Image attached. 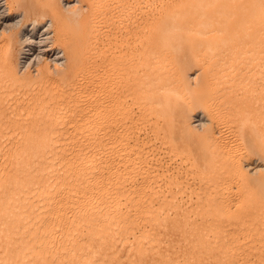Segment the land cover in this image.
I'll list each match as a JSON object with an SVG mask.
<instances>
[{"label":"bare ground","instance_id":"obj_1","mask_svg":"<svg viewBox=\"0 0 264 264\" xmlns=\"http://www.w3.org/2000/svg\"><path fill=\"white\" fill-rule=\"evenodd\" d=\"M105 1L98 0L91 13L83 14L73 26L69 15H80L79 9L63 14L54 0L44 3L48 12L33 19L23 10L18 12L20 8L13 11L9 0H0V85L4 84L3 98L9 106L4 113L20 120L45 113L43 120H36L42 138L24 141L22 147H5L0 155V264H264V239L249 240L260 234L250 220L264 223V178L261 190L248 192L254 212H231L240 196L233 200L220 196L218 206L191 211L199 218L196 224L188 211L164 212L172 200L165 197L161 202L158 189L173 185L175 178L165 177L148 143L150 136L143 132L141 137L152 115L162 119L165 135L177 132L183 140H192L191 105L176 102L188 88L189 63L201 66L212 86L239 71L241 54L259 53L264 77V0H114L109 8ZM136 6L141 13L146 6L151 10L136 25L138 32L137 19L127 24ZM101 31L106 39L98 41ZM115 31L126 34L122 37ZM134 37L143 38L138 50L132 45ZM123 46L128 49L123 51ZM145 62L148 69L138 73ZM243 79L240 84L247 85ZM196 95V102L212 113L218 125L223 124V115L213 110L216 100L207 98L203 89ZM261 99L263 106L247 111L257 115L264 110ZM157 127L148 128L149 132ZM222 137H214L213 144L228 162L229 180L221 186L230 190L236 179L245 178L237 165L242 152ZM204 163L209 174L214 165L211 160Z\"/></svg>","mask_w":264,"mask_h":264},{"label":"rangeland","instance_id":"obj_2","mask_svg":"<svg viewBox=\"0 0 264 264\" xmlns=\"http://www.w3.org/2000/svg\"><path fill=\"white\" fill-rule=\"evenodd\" d=\"M12 1V2H11ZM37 2V5H36V3L35 2ZM43 3H42V2ZM45 0H32L31 2H30V0H9V2H10V6L12 7V9H13V11H16L17 9H19V10H17L18 12L19 11H25L26 13H27V17L28 18H30V19H33V18H35L36 16H37V14H41V13H43V12H48L47 10L46 11H44L45 9L44 8H42L43 6H45L44 5V3L46 4L49 0H46V2H44ZM55 1V3H57L56 5H57V8L59 9V10H62V13L63 14H65V12L66 13H68V12H71V11H73V9H79V12L78 13H80V15H69V19H70V21H72V24L71 25H73V24H75V23H77V21H80L81 19H82V17L85 15H88V14H90L91 13V9H93V8H95L96 7V5H97V3H98V0H54ZM57 1V2H56ZM67 1H71V2H67ZM75 1H77L76 3L77 4H75L74 5V3H75ZM108 0H106L105 2H106V5H107V7L109 8V6L111 7L113 4H109V3H113V1L114 0H109L108 2H107ZM111 1V2H110ZM62 2V3H61ZM74 2V3H73ZM40 3V4H39ZM42 3V4H41ZM54 3V4H55ZM65 4H70V5H73L72 7L70 6V8L68 7L67 9H63V8H66L64 5ZM31 5V6H30ZM35 5V6H34ZM59 5V6H58ZM14 6V7H13ZM40 6V7H39ZM62 7V9H61V7ZM67 6V5H66ZM82 6V7H81ZM39 7V8H38ZM77 7V8H76ZM141 7L142 8H144V4H141ZM137 9V10H136ZM139 8L136 6L135 8H134V11H133V15H132V17H130L129 18V20H128V22H127V24H129L130 23V21H132L133 20V22L135 21V23H134V29L138 32V27H136V25H138V22H143L144 21V18H146V16L148 17V16H150L149 14H150V12H151V10L149 9V8H147V6L145 7V9L146 10H148V11H146L145 9L143 10V12L141 13L139 10H138ZM64 10V11H63ZM29 11V12H28ZM82 11V12H81ZM88 11V12H87ZM149 13V14H148ZM84 14V15H83ZM144 14H146V15H144ZM138 15V16H137ZM66 16H67V14H66ZM75 16V17H74ZM76 16H78V17H76ZM82 16V17H81ZM137 16V17H136ZM143 18H142V17ZM74 17V18H73ZM80 18V19H79ZM142 18V19H141ZM77 19H79V20H77ZM131 19V20H130ZM139 19V20H138ZM77 20V21H76ZM74 21H76V22H74ZM70 22H68V24H69ZM133 24V23H132ZM73 26H76V24L75 25H73ZM72 27V26H71ZM29 27H27V29H28ZM112 31V29L108 32V34L110 33ZM18 33V31H14L13 33ZM115 32H117L118 33V35L119 36H124L126 33H122V34H120V32L119 31H115ZM126 32V31H125ZM104 35V33H102V31L100 32V34H98V38H97V40L98 41H103V40H105L106 39V36H103ZM100 36V37H99ZM100 38V39H99ZM102 38V39H101ZM142 40H143V38H142ZM142 40H135V37L133 38V41H134V43H132V42H130V44L132 43V45L134 46V45H136L135 47H136V49L138 50V49H140L143 45H144V42L142 41ZM244 41H246V40H244ZM139 44V45H138ZM141 45V46H140ZM124 47H126V48H124ZM122 49H123V51H125L126 49H128V47L127 46H123L122 47ZM224 54L226 53V52H223ZM222 53V54H223ZM249 54H251V53H248V54H241L240 56H241V59H240V62H242V68L240 67L239 68V71L236 73V74H232V75H228V77L227 76H225L222 80H218V82H216V84H214V85H212V86H208V84H207V81H206V78H205V70L203 71V69H201L202 67L200 66H197L196 64H188L187 65V67L185 68V78H186V85L188 86V88L186 89V90H184L183 91V93H182V95L179 97L180 99H176V102L177 103H180L181 101L183 102V101H185V103H187V104H190L191 105V107L189 108L190 110H189V114L188 115H190L189 116V126H190V128L192 129V131H193V133H194V135H193V138H192V140H189V141H187V140H183L182 139V136H181V134L180 133H175L174 131V134L172 133V132H169L170 134H168V135H165L164 133H163V122H162V119L161 118H159V117H156L155 118V116H152L151 115V117L149 116L147 119H149V120H147V123H146V125H145V127H144V130L145 131H142L141 132V134L143 133V132H145L146 134H148L150 137H149V142L148 143H150L151 144V148L153 149V151H154V154L155 155H157V157H158V159H159V162H160V165L162 166V169L163 170H165L166 171V176L165 177H168V178H170L169 180H174V178H175V181H174V184L172 185H167L166 187H163L162 186V188H160V190L158 189V193H157V197H158V195H159V199H160V201L162 202L163 200H161V199H165V197H166V199H168V200H172V204L170 203V202H168L165 206L166 207H164V209H165V211L164 212H167L168 213V211L169 212H171L172 210L174 211V212H176V213H178V214H183L182 212L184 211V213L186 212V211H188L189 212V214L191 215V221H194V222H196V224H200V221H199V218H197V217H194V215H192V213H191V211H194V210H201V208L202 209H204L205 207L204 206H206V207H208V205H209V207L210 206H214L215 204H216V206H218V203L220 202V201H218V199L219 200H221L220 198H222V199H224V198H228V196H230L231 198H232V200L233 199H236V198H238L239 196H240V198H239V205H237L236 207H232V205H231V207H232V209H231V212H235V210L237 211V213H240V212H248V211H250V210H252L253 212L255 211L254 209H255V206H252V204L254 205V203H251V202H249V201H252L250 198L248 199V197H249V193L248 192H250L251 190H253V191H256L257 189L258 190H261V181L263 180V178H264V171H262V170H264V141L262 142V141H260V140H264V119H262V118H264V110H262V111H257L258 113H257V115H255L256 113H249L247 110L249 109V108H254L255 109V107H259L260 105H262L263 106V101H262V97H264V77H263V75H262V67H261V65H260V62H261V59H260V55H259V53H255L254 54V56L251 54L250 56L252 57H250L249 56ZM179 55H181V53L179 54ZM178 55V56H179ZM256 55V56H255ZM243 56V57H242ZM247 57V59H245L246 57ZM249 56V57H248ZM180 57V56H179ZM243 58H244V60H243ZM140 59V58H139ZM138 59V60H139ZM138 60H135V63H137L136 61H138ZM141 60V59H140ZM244 61H245V63H244ZM247 61V62H246ZM140 62H142V61H140ZM253 62V63H252ZM196 65V66H195ZM252 65V66H251ZM257 65V66H256ZM260 65V66H259ZM245 66V67H244ZM249 66V67H248ZM255 66V67H254ZM136 67H137V64H136ZM146 67V68H145ZM145 67H140L139 68V71H138V73H142L145 69H148V66H146V62H145ZM251 67L253 68V69H251ZM259 67V68H258ZM143 68V69H142ZM191 68V69H190ZM249 68V69H248ZM136 69H138V67L136 68ZM143 71H142V70ZM242 69H246L247 71H249V75L248 74H244V70H242ZM252 70V72L253 73H251L250 71ZM258 70V71H257ZM141 71V72H140ZM194 71V72H193ZM197 71V72H196ZM17 72H18V74H20L19 73V71L17 70ZM198 73L200 74V76L198 75ZM187 74V75H186ZM239 74V75H238ZM256 74V75H255ZM194 75V76H193ZM254 75V76H253ZM195 76H197V77H195ZM237 76V77H236ZM244 76V77H243ZM253 76V77H252ZM191 77V78H190ZM193 77V78H192ZM244 79H243V78ZM251 77V78H250ZM191 80H190V79ZM196 79V81H197V83L195 82V79ZM197 78H199V79H197ZM249 78V79H248ZM260 78V79H259ZM201 79H203L204 81H201ZM228 79V80H227ZM242 79L243 80H247V85L245 84V85H242V84H240V82L239 81H242ZM253 80V82H252V80ZM199 80V81H198ZM231 82H230V81ZM249 80V81H248ZM201 81V82H200ZM258 81V82H257ZM194 82V83H193ZM198 82H199V84H198ZM235 82V83H234ZM200 83H202L201 84V87L199 86V88H198V85H200ZM234 83V85H231V84H233ZM223 84V85H222ZM227 84V85H226ZM4 85V84H3ZM3 85H0V102H2V103H0V110L3 112H1L0 111V113H1V115H0V119H2V120H0V155H1V153L3 152V149L5 148V147H22V145L24 144V143H27V142H29V141H33L34 142V140H37V138L38 139H40V138H42V136L40 135V131H41V129L39 130L38 128L39 127H37L36 125L37 124H39V123H36L37 121L36 120H39L41 117H42V120L44 119V112L42 111L41 112V114L39 113V114H33V115H30V116H23V117H21V120H20V118H15V117H12L11 115H9V114H7V113H4L5 111L6 112H8L9 111V109H8V103H7V101H5V99L3 98ZM224 85H226V86H224ZM230 85V86H229ZM238 85H239V87H238ZM206 86H207V88H206ZM222 86V87H221ZM241 86V87H240ZM257 86V87H256ZM263 86V87H262ZM196 87V88H195ZM208 87H209V89H208ZM228 87V88H227ZM246 87H248V88H246ZM258 87H259V90H260V93L258 92L259 90H257L258 89ZM192 88V89H191ZM214 88H216V89H214ZM220 90H219V89ZM226 88V89H225ZM263 88V89H262ZM197 90V91H194V90ZM201 89H203V91L206 93V96H207V98L209 97V99H213V101L212 102H214L215 100V102L213 103V110H214V112H217V110H218V112L220 113V114H222L223 115V124H221L222 125V127H221V125H218L217 124V122H216V120L214 119V117L212 116V113H210L209 111H208V109L207 108H204V105L201 103V104H198L197 102H196V93L197 92H199V90H201ZM207 89V90H206ZM236 89V90H235ZM246 91H245V90ZM253 89V90H252ZM254 89H256V90H254ZM230 90V91H229ZM211 91V93H209ZM215 91V92H214ZM253 91V92H252ZM186 92V93H185ZM225 92V93H224ZM241 92V93H240ZM189 93H191V97L188 95ZM249 93V94H248ZM253 93H254V97H253ZM241 94V95H240ZM247 94V95H246ZM261 94V95H260ZM215 95V96H214ZM238 95V96H237ZM240 95V96H239ZM250 95V96H249ZM252 95V96H251ZM2 96V97H1ZM214 96V97H213ZM226 96H228V97H226ZM235 96V97H234ZM259 96V97H258ZM212 97V98H211ZM232 97V98H231ZM233 97H234V99H233ZM189 98H191V100L189 99ZM236 98V99H235ZM2 99V100H1ZM182 99V100H181ZM184 99V100H183ZM186 99V100H185ZM229 99H230V102H229ZM256 100V102L255 101H253V100ZM260 99H261V102H260ZM218 100V101H217ZM224 100V102L222 103V101ZM238 100V101H237ZM240 100H242V102L240 101ZM187 101V102H186ZM190 101H191V103H190ZM233 101H236V103L235 102H233ZM250 101V102H249ZM259 102V103H258ZM217 103V104H216ZM234 103V104H233ZM253 103H254V105H253ZM216 106H215V105ZM247 106H246V105ZM248 104H249V106H248ZM258 104V105H257ZM4 105H5V107H4ZM229 105V106H228ZM230 105L232 106V108L230 107ZM252 105V106H251ZM235 106H237V107H235ZM241 106V107H240ZM244 106V107H243ZM215 108L217 109V110H215ZM241 108H242V110H241ZM8 109V110H7ZM232 109V110H231ZM246 109V110H245ZM235 110V111H234ZM191 111V112H190ZM193 111V112H192ZM201 111V112H200ZM209 113H208V112ZM222 111V112H221ZM225 113H224V112ZM229 111V112H228ZM232 111V112H231ZM205 114V115H203V113ZM213 112V111H212ZM217 112V113H218ZM245 112V113H244ZM260 112H262V113H260ZM2 114H4V116L2 115ZM197 114V115H196ZM211 114V115H210ZM236 114H237V116H236ZM39 115H40V117H39ZM193 115V116H192ZM235 115V116H234ZM244 115V116H243ZM246 115H250L249 117L248 116H246ZM6 116V117H5ZM205 116H206V118H205ZM37 117V118H36ZM212 117V118H211ZM238 117V118H237ZM242 117H243V120H242ZM244 117H247V118H244ZM252 117H254V119L252 118ZM12 118V119H11ZM33 118V119H32ZM152 118V119H151ZM157 118H159V119H157ZM192 118V119H191ZM233 120H232V119ZM235 118V119H234ZM29 119V120H28ZM151 119V120H150ZM205 119V120H204ZM237 119V120H236ZM248 119H250V120H248ZM7 120V121H6ZM16 120V121H15ZM27 120V121H26ZM42 120L40 121V122H42ZM155 120V121H154ZM191 120V121H190ZM195 120H198V124L199 125H201L200 127L197 125V124H195L194 123V121ZM201 120V121H200ZM203 120V121H202ZM208 120V121H207ZM209 120H211L212 121V123H210L211 121H209ZM213 120H214V122H213ZM160 121V122H159ZM193 121V122H192ZM246 121H247V123H248V125H247V123H246ZM254 121H256V123H253ZM28 122V123H27ZM30 122V123H29ZM34 122V123H33ZM151 122V123H150ZM155 122L157 123V124H155ZM201 122V123H200ZM203 122V123H202ZM239 122V123H238ZM250 122V123H249ZM153 123V124H152ZM190 123H192V124H190ZM206 123H208V124H206ZM232 123V124H231ZM234 123V124H233ZM237 123V124H236ZM241 123V124H240ZM18 124V125H17ZM217 126H215V125ZM242 124H243V126H242ZM246 124V125H245ZM250 124V125H249ZM260 124V125H259ZM21 125H23V126H21ZM26 125V126H25ZM31 125V126H30ZM148 125V126H147ZM150 125V126H149ZM153 125V126H152ZM159 126V127H157V126ZM195 125V126H194ZM205 125V126H204ZM208 125H209V128H208ZM210 125H212V126H210ZM214 125V126H213ZM223 125H225L224 127H223ZM234 125V126H233ZM235 125L236 126H239V127H235ZM255 126L254 127V129H253V126ZM262 125V126H261ZM12 126H14V127H12ZM20 126V127H19ZM29 126V129L27 128ZM192 126H193V128H192ZM203 126V127H202ZM233 128H231V127ZM246 126V127H245ZM250 126V127H249ZM153 127H157V129L155 130V132L154 133H152V132H149L150 130L149 129H151V128H153ZM197 129H196V128ZM243 127V128H242ZM251 128V129H253V130H251V129H249V128ZM259 127V129H257ZM19 128V129H18ZM21 128H22V130H21ZM36 128V129H35ZM149 128V129H148ZM211 128V129H210ZM214 128V129H213ZM5 129V130H4ZM33 129V130H32ZM196 129V130H195ZM205 129V130H204ZM208 129H210L211 131H209ZM228 129V130H227ZM231 129V130H230ZM247 129H249V130H247ZM256 129V130H255ZM20 130H21V132H20ZM32 130V131H31ZM37 130V131H36ZM174 130V129H173ZM216 130V131H215ZM237 130V131H236ZM244 130H245V132H244ZM2 131H3V133H2ZM14 131H15V133H14ZM215 131V132H214ZM219 131V132H218ZM228 133H227V132ZM230 131V132H229ZM249 131H250V133H254L255 131V133L252 135L251 134V136H250V133H249ZM254 131V132H253ZM23 132V133H22ZM26 134H25V133ZM27 132H28V134H27ZM37 132V133H36ZM209 132V133H208ZM214 132V133H213ZM216 132H218V133H216ZM240 132V133H239ZM241 132H243V135H245L246 134V136H243V135H241L242 133ZM2 133V134H1ZM14 133V134H13ZM32 133H34V134H32ZM150 133V134H149ZM158 133H159V136H158ZM160 133H161V135H160ZM224 133V134H223ZM257 133V134H256ZM4 134V135H3ZM39 134V135H38ZM157 134V135H156ZM195 134H197V136L195 135ZM216 134H217V136L219 137V136H223L222 138H223V140L225 141H227V143L229 144V145H231L232 146V144H233V147L234 148H238L239 149V151H240V149H241V151L240 152H242L241 153V157H245L244 159L243 158H241L240 157V159H242V160H240V159H238L239 161H237V165H238V167L241 169V170H243V172L245 173V178L243 179V180H240V181H238L237 179L231 184V186L233 185V188L232 189H230V190H226L225 188L223 189V186H221V184L223 183V182H227L228 180H229V178H227L228 176H230V174H229V170H230V168L228 167V162H226L225 160H224V157L222 156V152H221V150H219V148L216 146V145H214L213 143V138L215 137V138H218L217 136H216ZM235 134V135H234ZM249 134V136H247ZM260 134V135H259ZM28 135V136H27ZM38 135V136H37ZM210 135H212L213 137H212V139H211V137H208V136H210ZM230 135V136H229ZM233 135H234V137H233ZM240 135V136H239ZM255 135H257L258 137H260V138H258L257 136H255ZM262 135V136H261ZM25 136V137H24ZM154 136V137H153ZM162 136V137H161ZM13 137V138H12ZM28 137V138H27ZM141 137H144V134H142L141 135ZM158 137V138H157ZM206 137V138H205ZM230 137V138H229ZM232 137V138H231ZM236 137V138H235ZM241 137V138H240ZM247 137V138H246ZM249 137V138H248ZM250 137H252V138H250ZM253 137L255 138V137H257V138H255V139H253ZM25 138H26V140H25ZM32 138V139H31ZM154 138V139H153ZM170 138V139H169ZM235 138V139H234ZM239 138V139H238ZM246 138V139H245ZM10 139V140H9ZM15 140V142H14V140ZM29 139V140H28ZM151 139V140H150ZM158 139V140H157ZM168 139V140H167ZM177 139V140H176ZM196 139V140H195ZM207 139V140H206ZM232 139V140H231ZM242 139V140H241ZM248 139H253L252 140V142H250ZM258 141H257V140ZM28 140V141H27ZM153 140V141H152ZM257 141V143H256V141ZM18 141V142H17ZM24 141H26V142H24ZM171 141V142H170ZM229 141H230V143H229ZM239 144V146L238 145H236L237 143ZM253 141H254V143H253ZM3 142V143H2ZM8 142H9V145H8ZM24 142V143H23ZM154 142H155V145H154ZM197 142V143H196ZM232 142H234V143H232ZM262 144V145H260V143ZM159 143V144H158ZM162 143V144H161ZM236 143V144H235ZM242 143V144H241ZM243 143H244V145H243ZM22 144V145H21ZM169 144V145H168ZM209 146H208V145ZM7 145V146H6ZM13 145V146H12ZM153 145V146H152ZM158 145V146H157ZM167 145H168V147H167ZM210 145H211V148L209 149V150H207L209 147H210ZM253 145H255L254 146V148H252L253 147ZM261 146L260 148H262L261 150H260V148H259V146ZM172 146V148L170 149V147ZM257 146V147H256ZM154 147V148H153ZM157 147V148H156ZM244 147H245V149H244ZM164 148V149H163ZM167 148H168V150H167ZM203 148V149H202ZM218 148V149H217ZM259 148V149H258ZM6 149V148H5ZM157 149V150H156ZM175 149V150H174ZM215 149V150H214ZM255 149V150H254ZM258 150V152H259V154L256 152L257 150ZM213 150V151H212ZM219 152L218 154H217V151ZM253 150V151H252ZM158 151V152H157ZM162 151V152H161ZM174 151L176 152V153H174ZM182 151V152H181ZM262 151H263V153H262ZM247 152V153H246ZM251 152H253V153H251ZM256 152V153H255ZM170 153V154H169ZM186 153L188 154V155H186ZM164 154V155H163ZM166 154H167V156H166ZM175 155V156H173V155ZM215 154V155H214ZM261 154V155H260ZM181 157H179V156ZM184 155H185V157H184ZM189 155H191V156H189ZM215 157H213V156ZM220 155V156H219ZM244 155V156H243ZM260 155V156H259ZM162 156V157H161ZM179 158H178V157ZM212 156V157H211ZM203 157V158H202ZM219 157V158H218ZM260 157H262V158H260ZM167 158V159H166ZM221 158V159H220ZM165 159V160H164ZM184 159V160H183ZM186 159V160H185ZM213 159V160H212ZM170 160V161H169ZM175 160V161H174ZM188 160H189V162H188ZM204 160H211V162H212V164L214 165V168H212L211 169V171H210V173L209 174H206V171H209V169H205L204 168V170H203V167H204ZM215 160V161H214ZM224 160V161H223ZM181 161V162H180ZM191 161H193V162H191ZM220 161V162H219ZM222 161L225 163H222ZM159 162H158V164H159ZM172 162V163H171ZM173 162H174V164H173ZM217 162V163H216ZM167 165H166V164ZM171 165H170V164ZM215 163V164H214ZM227 163V164H226ZM187 164H189V165H187ZM219 164H221V166L219 165ZM181 165V166H180ZM193 165V166H192ZM213 165H211V166H213ZM191 166V167H190ZM196 166V167H195ZM226 166V167H225ZM174 167V168H173ZM177 167V168H176ZM186 167H188V168H186ZM194 167V168H193ZM225 167V168H224ZM242 167V168H241ZM223 168V169H222ZM227 168V169H226ZM259 168V169H258ZM176 169V170H175ZM200 169V170H199ZM169 170V172H167ZM188 170V171H187ZM192 170V171H191ZM214 170V171H213ZM222 170V171H221ZM226 170V171H225ZM260 170V171H259ZM177 171H178V173H177ZM213 171V172H212ZM250 171V172H249ZM252 171H253V173H252ZM179 172H180V174H179ZM197 172V173H196ZM216 172V173H215ZM168 173V174H167ZM174 173V174H173ZM208 173V172H207ZM215 173V174H214ZM224 173V174H223ZM251 173H252V175H251ZM254 173H256L255 175H254ZM170 174V175H169ZM178 174H179V176H178ZM189 174V175H188ZM258 174V175H257ZM182 175H183V177H182ZM195 175V176H194ZM198 175V176H197ZM199 175H201V176H199ZM210 175H212V176H210ZM217 175H219V176H217ZM225 175V176H224ZM170 176V177H169ZM193 176V180H191L192 177ZM164 177V178H165ZM195 177V178H194ZM204 179H203V178ZM210 177V178H209ZM226 177V178H225ZM163 178V177H162ZM161 178V179H162ZM183 178V179H182ZM185 178V179H184ZM219 178V179H218ZM221 178H223V179H221ZM180 179V180H179ZM189 180V181H187V180ZM195 179V180H194ZM198 179H200V180H198ZM178 180V181H177ZM182 180V181H181ZM196 180H197V182H196ZM207 180V181H206ZM223 180V181H222ZM227 180V181H226ZM201 181H203V182H201ZM216 181H217V183H216ZM251 181V182H250ZM184 182V183H183ZM189 184H188V183ZM191 182V183H190ZM193 182V183H192ZM160 183L162 184L163 183V181L161 180L160 181ZM181 183H183V184H181ZM196 183V184H195ZM198 183V184H197ZM201 185H200V184ZM212 183V184H211ZM260 183V184H259ZM192 186H191V185ZM235 184L237 185L236 186V188H239V190L238 189H236L235 188ZM239 184V185H238ZM194 185V186H193ZM203 185V186H202ZM227 185V184H226ZM255 185V186H254ZM219 186V187H218ZM246 186V187H245ZM249 186V187H248ZM208 187V188H207ZM167 188H169V189H167ZM187 188V189H186ZM193 188H194V190H193ZM202 188L204 189L203 190V192H201L202 191ZM220 188V189H219ZM180 189V190H179ZM198 189V190H197ZM222 189V190H221ZM236 189V190H235ZM163 190V191H162ZM166 190V191H165ZM176 190V191H175ZM187 192H186V191ZM191 190H193V191H191ZM213 192H212V191ZM223 190H226V191H223ZM176 192V193H173V192ZM231 193H230V192ZM161 192V193H160ZM170 192H171V194H170ZM186 192V193H185ZM191 192V193H190ZM178 193V194H177ZM181 193H183V194H181ZM185 193V194H184ZM202 193V195H200ZM212 193V194H211ZM215 193V194H214ZM235 193V194H234ZM169 194V195H168ZM189 194V195H188ZM199 194V195H198ZM210 194V195H209ZM233 194V195H232ZM248 194V195H247ZM163 195V196H162ZM173 195H175V196H173ZM183 195V196H182ZM193 195V196H192ZM196 195V196H195ZM208 195V196H207ZM213 195V196H212ZM182 197V199L180 198V197ZM189 196H190V198H189ZM192 196V197H191ZM203 196V197H202ZM217 196V197H216ZM221 196V197H220ZM242 196V197H241ZM186 198V200L184 199V198ZM195 197V198H194ZM218 197H220V198H218ZM175 198V199H174ZM188 198V199H187ZM210 200H209V199ZM176 199H177V202H176ZM181 199V200H180ZM193 199V200H192ZM248 199V200H247ZM252 199H253V197H252ZM179 200V201H178ZM190 200V201H189ZM197 200V201H196ZM202 200V201H201ZM208 200V201H207ZM182 201H183V203H182ZM185 201H189L188 203L187 202H185ZM195 201V202H194ZM200 201V202H199ZM205 203H204V202ZM218 201V203H216ZM174 202V203H173ZM193 202V203H192ZM234 202V201H233ZM204 203V204H203ZM210 203H212V204H210ZM215 203V204H214ZM241 203H245L246 205L245 206H243V204L241 205ZM176 204V205H175ZM186 204V205H185ZM197 206H196V205ZM230 204H233V203H230ZM251 204V205H250ZM170 205V206H169ZM182 205V206H181ZM184 205V206H183ZM190 205H191V207H190ZM234 205V204H233ZM241 205V206H240ZM248 205V207H246ZM181 206V207H180ZM200 206V207H199ZM240 208H239V207ZM250 206V207H249ZM168 207V208H167ZM171 209H170V208ZM192 207H194V208H192ZM242 207H243V210H242ZM176 208V209H175ZM182 208H183V210H182ZM192 208V209H191ZM249 208V209H248ZM177 209H178V211H177ZM180 209V210H179ZM189 209V210H188ZM241 211H240V210ZM171 210V211H170ZM172 211V212H173ZM171 212V213H172ZM173 212V213H174ZM181 212V213H180ZM192 217H194V218H192ZM193 219V220H192ZM196 220V221H195ZM255 220V221H254ZM199 222V223H198ZM250 222L252 223H254V225H255V228L257 229V230H259L260 231V234H258V235H255V236H252L249 240H256V241H258V240H260V239H264V223L262 222V221H260L259 219L257 220V222H256V219H253V220H250ZM261 225V226H260ZM262 234V235H261ZM258 237V238H257Z\"/></svg>","mask_w":264,"mask_h":264}]
</instances>
